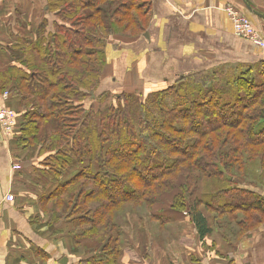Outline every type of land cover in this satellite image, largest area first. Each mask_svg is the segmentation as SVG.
Instances as JSON below:
<instances>
[{
  "label": "trees",
  "instance_id": "1",
  "mask_svg": "<svg viewBox=\"0 0 264 264\" xmlns=\"http://www.w3.org/2000/svg\"><path fill=\"white\" fill-rule=\"evenodd\" d=\"M150 12L151 0H46L36 38L19 37L0 72L11 143L37 149L58 182L41 210L75 246L94 245L102 258L90 264H116L127 208L168 202L201 240L215 225L234 224L240 239L264 224V66L220 82L189 74L152 100L97 91L106 42L144 34Z\"/></svg>",
  "mask_w": 264,
  "mask_h": 264
},
{
  "label": "crops",
  "instance_id": "2",
  "mask_svg": "<svg viewBox=\"0 0 264 264\" xmlns=\"http://www.w3.org/2000/svg\"><path fill=\"white\" fill-rule=\"evenodd\" d=\"M37 3L43 8L46 0H31L32 21ZM22 4L0 0V72L13 63L9 52L21 36L17 30L24 24L34 28ZM227 5L241 11L264 38V0H151L146 36H114L106 42L104 69L112 75L97 91H157L193 73L264 66V48L233 34ZM6 140L0 138V264H62L63 258L65 264L100 262L90 241L75 246L68 227L49 224L53 214L41 210V197L58 184L40 171L45 156ZM8 195L12 201L5 200ZM116 224L121 250L116 264H264V224L240 239L233 225H215L201 240L189 215L170 209L168 202L151 211L127 208Z\"/></svg>",
  "mask_w": 264,
  "mask_h": 264
},
{
  "label": "built area",
  "instance_id": "3",
  "mask_svg": "<svg viewBox=\"0 0 264 264\" xmlns=\"http://www.w3.org/2000/svg\"><path fill=\"white\" fill-rule=\"evenodd\" d=\"M224 11L232 23L233 34L236 37L250 41L254 45L264 48V38L261 33L241 11L231 5H227ZM7 100V92L0 95V129L5 139L11 140L16 127V115L10 107L6 106L5 103ZM5 200L12 201L13 196L8 195Z\"/></svg>",
  "mask_w": 264,
  "mask_h": 264
},
{
  "label": "rangeland",
  "instance_id": "4",
  "mask_svg": "<svg viewBox=\"0 0 264 264\" xmlns=\"http://www.w3.org/2000/svg\"><path fill=\"white\" fill-rule=\"evenodd\" d=\"M37 5H38V7L35 10V19H33V21H32V20H30L31 11H29L30 6H31V9L33 8V6L31 5V0H23V4H22L23 15H24L25 20L27 22H29V23L32 21L33 22L32 26H34L35 29L38 27V24L42 20V17H43V15H42L43 8L40 7L38 3H37ZM21 24H23V23H21ZM34 28L31 27V24H24L23 26L20 27V29L17 30V33L21 34V36H19V37L31 40V37L36 38L35 37L36 30ZM115 37H118V36H115ZM132 37L135 38L136 36H132ZM118 39H121V37H118ZM123 39H125V38H123ZM234 71L235 70H233V69H213V70L208 71V72H206L204 74H205V76H208V77L213 76L212 79H215L214 82H216V81L220 82V77L221 76L228 78L226 76V73L230 74V73H233ZM111 75H112L111 69H110V71L108 69H104L99 81L102 82L105 79H109V77ZM168 87L169 86H167L166 88H168ZM166 88H164V89H166ZM164 89L157 90V91H152L151 89H141V90H133V89H131V90L121 91V92H117V93L110 92V99L112 98L114 100V96H116L118 94H121V93H128L130 95H134L137 98H140L142 101H144L147 98H150L152 100L153 99V95L155 93L163 91ZM258 173L260 174L261 172L258 171ZM258 173L257 174L253 173L251 178H256L258 176ZM201 183L199 184V187L201 186ZM262 193H263V191H262ZM166 199L171 201L170 196L168 198H166ZM221 220L222 221H227V220H224V219H221ZM227 224L228 225H233V227L235 229L234 224H231L230 222L227 223ZM236 232L237 231L235 230V234H236Z\"/></svg>",
  "mask_w": 264,
  "mask_h": 264
},
{
  "label": "water",
  "instance_id": "5",
  "mask_svg": "<svg viewBox=\"0 0 264 264\" xmlns=\"http://www.w3.org/2000/svg\"><path fill=\"white\" fill-rule=\"evenodd\" d=\"M246 8H247L250 12H252V13H254V14L260 16V17L262 16V15H259L258 13H256L255 11H253V10L250 8V6H249L248 4H246ZM144 36H146L145 33H144ZM0 138L3 139L4 141H7V140L5 139V137H4V135L2 134L1 129H0ZM66 262H67L66 258H63V259H62V264H65Z\"/></svg>",
  "mask_w": 264,
  "mask_h": 264
},
{
  "label": "bare ground",
  "instance_id": "6",
  "mask_svg": "<svg viewBox=\"0 0 264 264\" xmlns=\"http://www.w3.org/2000/svg\"><path fill=\"white\" fill-rule=\"evenodd\" d=\"M0 104H1V101H0Z\"/></svg>",
  "mask_w": 264,
  "mask_h": 264
}]
</instances>
